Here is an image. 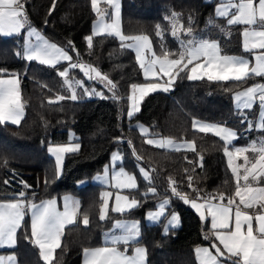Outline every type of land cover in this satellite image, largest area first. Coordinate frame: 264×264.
<instances>
[{
  "label": "trees",
  "instance_id": "1",
  "mask_svg": "<svg viewBox=\"0 0 264 264\" xmlns=\"http://www.w3.org/2000/svg\"><path fill=\"white\" fill-rule=\"evenodd\" d=\"M215 1L120 0L121 31L125 36H149L157 55L162 53V48L178 51L179 41L171 36L170 25L165 20L175 11L182 14L185 27L191 16L197 37L217 39L226 54H245L242 51L243 26H232L231 37L226 39L217 27L209 24L210 20L214 25L226 24L224 18H215ZM24 4L31 22L47 38L68 50L73 62L79 59L108 75L118 85L116 95L121 99L111 98L112 92L108 89L103 97L69 99L63 78L57 74L68 66L67 62L56 68L27 62L23 58L24 30L19 35L0 36V69L19 74L25 103L20 124L0 123V201L12 200L21 191L31 202L64 193L79 201L78 214L72 224L65 226L53 264H81L83 250L101 245L104 231L120 216L139 219L138 242L147 250L148 264H197L194 248L211 242L204 238L209 233V222L202 221L188 204L171 196L169 178L176 181L178 191L189 196L194 195L187 187L189 175L193 177V187L198 188L202 196L234 194L235 181L223 151V141L211 133L194 130L191 123L193 119H202L234 128L237 138L230 146L241 145L256 134L264 135V130L250 128L247 123L256 117L257 103L244 111L233 105L235 91L254 81H264V77L251 76L239 82H215L206 78L189 81L184 72L177 77L171 91L150 93L140 103V111L129 118L130 86L145 79L133 51L121 49V42L115 36H94L93 47H87L85 38L92 35L91 22L96 17L91 0H56L50 15L53 0H24ZM158 24L164 30L162 39L156 36ZM69 41L75 51L68 48ZM69 76L85 79L79 69L70 70ZM85 83L101 86L94 79ZM58 95L65 99L49 103V99L55 100ZM138 123L148 126L146 135L139 131ZM69 131L74 134L71 139ZM151 136L190 140L195 143L196 151L149 145L146 141ZM124 138L131 144L123 142ZM70 140L80 148L64 155L61 174L56 177L55 163L47 154L46 146ZM113 151L122 156L118 165L136 177L137 188L124 191L140 205L120 214L112 212L109 203L108 219L101 221L103 188L91 178L103 171ZM200 156L203 167L198 166ZM140 166L152 174L151 184L140 175ZM21 181L29 187L25 188ZM149 187H155L157 194L145 195ZM163 198L171 199L167 216L157 222H145V213ZM172 212L178 214L179 224L169 227L165 233L167 218ZM84 215L89 219L87 225L83 223ZM26 236L30 237L27 211L17 231L16 246L1 248L0 252L13 253L18 264H45L37 246Z\"/></svg>",
  "mask_w": 264,
  "mask_h": 264
},
{
  "label": "snow or ice",
  "instance_id": "2",
  "mask_svg": "<svg viewBox=\"0 0 264 264\" xmlns=\"http://www.w3.org/2000/svg\"><path fill=\"white\" fill-rule=\"evenodd\" d=\"M55 2L56 0H53L49 15L55 8ZM102 3L105 5L103 8L100 6ZM91 7L97 16V22L92 35L85 38L89 49L93 47L94 36L119 37L121 49L135 51L136 61L146 81H156L167 77L165 83L145 82L130 86L131 94L128 97L130 104L127 111L129 118L140 111V103L150 93L171 91L177 77L184 72H187L189 81L206 78L208 81L215 82H239L251 76L264 77V0H220L215 8V18H224L226 24L214 25L213 21H209V24L217 27L226 39L231 37L232 26L242 25V51L254 54V64H251L250 60L243 55L224 53L217 39L198 38L192 28L191 16L188 17L187 27L182 22L181 13L173 11L170 16L165 17L171 28V36L179 41V49L170 52L162 48V53L157 55L152 48L149 36H125L122 33L119 0H91ZM109 9L112 11L109 12ZM109 20L111 22H108ZM25 29H27V39L23 48V58L27 62H37L39 65L52 68H56L62 62L68 63V66L57 74L63 78L64 85L71 91L69 99L77 100V87H83V81L70 78V70L74 69H79L88 79L100 80L112 92L111 98L121 99L116 95L118 85L108 75L102 74L98 68L83 63L79 59L73 62V56L68 50L50 42L39 30L30 25L24 0H0V36L19 35ZM156 29V36L162 39L164 30L161 25H156ZM33 37H35L34 41ZM68 48L75 51L71 41L68 42ZM77 56H79L78 53ZM85 92L87 94V89ZM98 95L103 97V93ZM64 99V96L58 95L55 100L49 99V103ZM234 100L237 109L241 111L252 109L258 101L261 111L259 123L255 126L259 130H264V84L253 85L244 91L236 92ZM24 108L19 74L0 69V123L20 124ZM247 123L250 128L253 126L252 122L247 121ZM193 128L201 133H212L223 141V151L228 157V167L235 181L234 194L230 197L223 193L202 196L200 190L193 187V177L189 175L187 187L194 193L193 196H189L178 191L176 181L169 178L171 196L185 204H190L202 221L210 218L209 233L204 238L218 241V245L212 243L211 249L197 247L194 250L198 264H264V140L253 141L248 147L231 149L230 145L237 135L232 129L222 124L202 123L198 120H193ZM140 129L143 134H147L148 129L143 126H140ZM128 143L131 144V141ZM146 143L159 148H174L177 151L181 149L196 151L194 142L176 144L172 139H148ZM79 148V144L49 147L48 151L55 156L54 176L59 177L61 174L64 155L76 152ZM249 153L253 155L250 157ZM133 154L135 155V149ZM241 158L243 163H235ZM121 160V154L118 151L114 152L111 186L118 191L111 211L124 214L139 207L140 202L135 198L119 194V190L137 188L134 175L126 172L123 167L116 170L115 165ZM202 160L203 157L200 156L201 162L198 165L200 167H203ZM139 172L144 180L151 184L152 174L142 167ZM108 175L109 167L105 166L103 175H97L96 179L105 181ZM5 183L9 182L5 181ZM21 183L24 184L23 181ZM24 187L29 186L24 184ZM148 194L156 195V188L149 187L145 195ZM111 196L112 193L107 191L101 194L102 203L99 209L101 221L108 219ZM170 203V198L161 200L157 205V211L147 213V219L150 222H157L167 216ZM78 209L79 201L71 197H64L63 211H60L56 199L35 204L28 200L24 191L19 192L18 196L12 200L0 201V248L16 246L17 231L21 227L26 211L30 210L31 233L30 237L25 238L39 248L45 264H53L54 253L61 247L63 230L66 225L75 221ZM83 223L85 225L89 223L87 215H84ZM178 224L179 216L173 213L165 226V233L168 232L169 227L174 228ZM113 227L121 229V233L112 234L104 247L84 249V264H147V250L144 247H134L132 254H128L129 246L137 242L140 236L139 221L117 220ZM212 249L215 250V254ZM0 264H17V258L15 255H0Z\"/></svg>",
  "mask_w": 264,
  "mask_h": 264
},
{
  "label": "crops",
  "instance_id": "3",
  "mask_svg": "<svg viewBox=\"0 0 264 264\" xmlns=\"http://www.w3.org/2000/svg\"><path fill=\"white\" fill-rule=\"evenodd\" d=\"M207 1H210V0H207ZM119 3H120V0H119ZM220 3V0H216L215 1V3H214V14H215V8H216V6L218 5ZM102 8L103 7H105V5L102 3L101 5H100ZM112 10L111 9H109V12H111ZM28 19H29V17H28ZM97 22V18L95 19H93L92 20V22H91V32L93 33V29H94V25H95V23ZM108 22H111L110 20L108 21ZM29 23H30V25L32 26V27H34V28H36L37 30H39L40 31V33L47 39V40H49L50 42H52V43H55V44H57L58 46H61V45H59L58 43H56V42H54V41H52V40H50L49 38H47L43 33H42V31L35 25V24H33L32 22H31V20L29 19ZM242 26V25H241ZM120 27H121V24H120ZM243 30V29H242ZM242 32V31H241ZM119 41H120V39H119V37H116ZM27 39V29H25L24 30V44H25V40ZM33 39V41L35 40V37H33L32 38ZM62 47V46H61ZM23 48H24V46H23ZM132 51H133V53H134V55H135V51L133 50V49H131ZM229 55H242V54H229ZM243 56H245L246 58H248L249 60H250V62H251V64H254L255 63V60H254V54H252V53H245V54H243ZM88 64V63H87ZM90 65V64H89ZM141 73H142V76H143V78L145 79V77H144V75H143V71L141 70ZM4 78H7V77H4ZM166 77L165 78H163V79H161V80H156V81H144V82H141V83H145V82H157V83H165L166 82ZM141 83H138V84H141ZM258 84H264V81H262V80H257V81H254L252 84H250V85H248V86H246V87H244V88H241V89H239V90H237V91H235L234 93H233V105H234V107L237 109V107H236V102H235V100H234V95H235V93L236 92H239V91H244L246 88H248V87H251V86H253V85H258ZM257 104H258V101L256 102ZM129 104H130V101H129ZM128 108H129V106H128ZM260 111H261V109L259 108V106H258V108H257V115H256V117L254 118V120L253 121H251L252 122V124H253V126H252V128H255L256 130H259L255 125L256 124H258L259 123V119H260ZM193 120H198V121H200V122H202V123H212V124H222V123H218V122H212V121H206V120H202V119H193ZM193 120H192V123H191V127L193 128ZM223 126H226V125H224V124H222ZM226 127H228V128H230V129H232L236 134H237V132L235 131V129L234 128H231V127H229V126H226ZM139 129V128H138ZM194 129V128H193ZM194 130H197V129H194ZM140 131V130H139ZM198 131V130H197ZM141 132V131H140ZM142 133V132H141ZM143 134V133H142ZM212 134V133H211ZM214 135V134H213ZM260 136H263V135H260V134H256V135H254V136H251V137H249V139H247L244 143H242L241 145H232V146H230V148L231 149H235L236 147H248V146H250L251 144H252V142L253 141H255L258 137H260ZM236 138H237V135H236ZM236 138L232 141V143L231 144H233V142L236 140ZM148 139H170V138H167V137H158V136H151V137H147V140ZM176 144H181V143H184V142H192V141H190V140H173ZM165 149H171V150H175L174 148H165ZM181 150H185V149H181ZM253 154L252 153H249V156L251 157ZM119 162V161H118ZM118 162L116 163V165H115V167H116V170H118L121 166H119L118 165ZM105 166H108L109 167V175H108V178H107V180H105V181H98L97 179H96V177H97V175H103V173H104V169H105V167H104V169H103V171L102 172H100V173H96V174H94L93 175V177L91 178V181L93 182V183H95V184H98V185H100L102 188H103V192H110V193H112V196L109 198V203H110V207L112 208L113 206H114V204H115V195L117 194V189H115V188H113L112 186H111V172H110V166H109V163H107ZM126 171V170H125ZM127 172V171H126ZM129 173V172H128ZM129 174H131V173H129ZM124 190H126V189H123V190H119V194H121V195H125V196H128V194L127 193H125V191ZM65 196H68V197H71L73 200H75V198L71 195V194H69V193H64V194H61L60 196H52V197H48V198H44V199H41V200H39V201H36V202H32V203H35V204H39L41 201H45V200H49V199H56V201H57V207H58V209L60 210V211H63V207H64V197ZM131 198V197H130ZM163 199H165V198H163ZM163 199H161V200H163ZM238 199V198H237ZM161 200H159L158 202H157V204H156V207L154 208V209H151V210H148L146 213H145V222H147V223H152V222H150L148 219H147V213L148 212H152V211H157V205H158V203L161 201ZM6 201H9V200H6ZM5 201V202H6ZM122 203H124V202H122ZM190 207H191V205L190 204H188ZM192 208V207H191ZM193 209V208H192ZM195 212H196V210L195 209H193ZM251 211V210H250ZM28 212V217H29V226H30V233H31V211L30 210H28L27 211ZM174 212H172L169 216H168V218H167V224H168V220H169V218L171 217V215L173 214ZM197 213V212H196ZM198 214V213H197ZM199 215V214H198ZM200 217V216H199ZM117 220H122V221H139V219H137V218H134V217H123V216H120V217H117L114 221H113V223L111 224V226L108 228V229H106L105 231H104V233H103V235H102V239H101V241H102V243H101V245H99V246H95V247H87V249H91V248H98V247H104V246H106V241L109 239V237L112 235V234H116V235H119L120 233H121V229H114V227H113V225H114V223H115V221H117ZM208 222H209V226H211L210 225V218H209V220H208ZM69 225V224H68ZM67 226V225H66ZM140 237V236H139ZM138 240H139V238H138ZM212 243H217V245H218V241H214V240H211V242L209 243V244H200V245H197L195 248H194V250L197 248V247H209L210 249H211V245H212ZM108 246H110V245H108ZM134 247H144L141 243H139L138 241L137 242H133L130 246H129V248H128V254L129 255H131L132 254V249L134 248ZM221 248H222V246H220ZM4 248H7V247H4ZM38 248V247H37ZM1 249V248H0ZM86 249V248H85ZM121 249L123 250V246H121ZM38 250H39V248H38ZM212 251H213V253L215 254V250L214 249H212ZM39 253H40V251H39ZM0 255H2V256H9V255H14L13 253H2V252H0ZM194 255H195V251H194ZM42 258V257H41ZM84 259H85V257H84V250H83V252H82V255H81V264H84ZM195 259H196V255H195ZM221 259H223V258H221ZM196 262H197V264H198V261H197V259H196ZM17 264H18V262H17ZM148 264V263H147Z\"/></svg>",
  "mask_w": 264,
  "mask_h": 264
},
{
  "label": "rangeland",
  "instance_id": "4",
  "mask_svg": "<svg viewBox=\"0 0 264 264\" xmlns=\"http://www.w3.org/2000/svg\"><path fill=\"white\" fill-rule=\"evenodd\" d=\"M97 18V16L95 17V19ZM92 33V32H91ZM144 35V34H143ZM198 38H201V37H198ZM203 38H206V37H203ZM191 67V66H190ZM85 77V76H84ZM72 79H74V80H81V81H83V87H77V95H78V97H86V98H91V97H101L100 95H98L99 93H103V96L105 95V91L108 89L107 87H106V85L104 84V83H102L100 80H96L97 82H99V84H101V86L100 87H96L93 83L92 84H90L89 86L88 85H86V83L85 82H87L88 80H90V79H88L87 77H85V79H83V78H77V77H73ZM166 79H167V77H166ZM95 80V79H94ZM85 89H87V94H86V92H85ZM67 90H68V97H70V95H71V91H70V89H68L67 88ZM97 93L96 95H93V94H91V93ZM137 95H139V93H137ZM244 111V110H243ZM216 123V122H215ZM137 126H138V128H139V130L141 131V129H140V126H143L144 128H146V129H148V132H149V128H148V126L147 125H145V124H142V123H138L137 124ZM147 132V133H148ZM73 133H72V131H69V137H70V139L73 137ZM261 140H264V135L263 136H260V137H258L255 141H257V142H259V141H261ZM68 144H76L75 142H72L71 140L70 141H67V142H64V143H58V144H55V143H51V144H48L47 146H46V151H47V154H49V155H51L52 156V158H53V160H54V163H55V156L53 155V154H51L49 151H48V149H49V147H54V146H56V145H68ZM114 152H117V151H113L112 153H111V155H110V159H109V161H108V163H109V166H110V172H111V175H112V167H113V164H112V155H113V153ZM64 159V158H63ZM227 159H228V157H227ZM235 163H243V159L241 158V159H239V160H236L235 161ZM144 168L145 170H146V168L145 167H143V166H140V168Z\"/></svg>",
  "mask_w": 264,
  "mask_h": 264
},
{
  "label": "built area",
  "instance_id": "5",
  "mask_svg": "<svg viewBox=\"0 0 264 264\" xmlns=\"http://www.w3.org/2000/svg\"><path fill=\"white\" fill-rule=\"evenodd\" d=\"M77 60H78V59H77ZM77 60H76V61H77ZM76 61H75V62H76ZM128 141H129V140H128L127 138H124V139H123V142H125V143H128Z\"/></svg>",
  "mask_w": 264,
  "mask_h": 264
}]
</instances>
